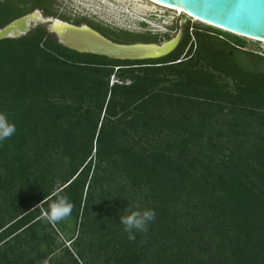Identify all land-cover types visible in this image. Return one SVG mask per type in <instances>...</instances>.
<instances>
[{
    "label": "trees",
    "instance_id": "1",
    "mask_svg": "<svg viewBox=\"0 0 264 264\" xmlns=\"http://www.w3.org/2000/svg\"><path fill=\"white\" fill-rule=\"evenodd\" d=\"M57 7L0 0V28L35 9L67 22ZM207 27L143 60L70 50L42 24L0 39L16 126L0 142V264H264V56ZM57 192L74 207L51 224ZM137 205L156 216L130 240L120 217Z\"/></svg>",
    "mask_w": 264,
    "mask_h": 264
},
{
    "label": "water",
    "instance_id": "2",
    "mask_svg": "<svg viewBox=\"0 0 264 264\" xmlns=\"http://www.w3.org/2000/svg\"><path fill=\"white\" fill-rule=\"evenodd\" d=\"M184 10L186 15L216 29L264 42V0H152ZM46 25L64 47L80 53L117 60L155 59L178 45V36L160 43H117L87 25H74L43 16L40 10L24 14L0 28V39L26 34L31 23Z\"/></svg>",
    "mask_w": 264,
    "mask_h": 264
},
{
    "label": "rangeland",
    "instance_id": "3",
    "mask_svg": "<svg viewBox=\"0 0 264 264\" xmlns=\"http://www.w3.org/2000/svg\"><path fill=\"white\" fill-rule=\"evenodd\" d=\"M57 3L58 12L68 18V23L73 24L75 20H82L79 25L89 26V23H93L94 26L100 25L109 30H124L139 36L156 37L157 43L176 36L179 37V41L183 36L184 29L188 26L189 42H192L194 46L195 28L208 29V25L188 17L185 13H178L175 9H166L148 0H57ZM145 7L149 11H146ZM178 16L181 20L177 22L178 25L175 24L176 30H169L170 27L174 28L173 24ZM40 24L42 23L39 21L33 22L30 28ZM165 34L168 35V38L165 37ZM239 38L245 42L243 50L264 56V42L240 36ZM219 81L225 83L229 88L233 87L229 78L221 77ZM113 82L119 81L116 77L111 76L109 84ZM65 245H68V242H65ZM79 262L82 264L80 260ZM40 264L48 263L43 261Z\"/></svg>",
    "mask_w": 264,
    "mask_h": 264
},
{
    "label": "clouds",
    "instance_id": "4",
    "mask_svg": "<svg viewBox=\"0 0 264 264\" xmlns=\"http://www.w3.org/2000/svg\"><path fill=\"white\" fill-rule=\"evenodd\" d=\"M189 17V16H188ZM191 18V17H190ZM16 132V126L10 122L7 115L0 112V142L12 137ZM54 201L44 211L42 219L48 223L55 224L70 217L74 205L67 196L53 193ZM154 209L143 208L139 205L136 210L129 209L127 213L120 217V223L124 226L123 230L128 233V239H135V232H146L148 225L155 219Z\"/></svg>",
    "mask_w": 264,
    "mask_h": 264
},
{
    "label": "bare ground",
    "instance_id": "5",
    "mask_svg": "<svg viewBox=\"0 0 264 264\" xmlns=\"http://www.w3.org/2000/svg\"><path fill=\"white\" fill-rule=\"evenodd\" d=\"M150 2H152L153 4H158L159 6H162V7H165L166 9H175L176 11H178V13H184V10L180 9V8H176V7H170V6H165L163 4H160V3H157V2H154L152 0H148ZM145 10L146 11H149V9L145 7ZM187 16H190V15H187ZM194 20L198 21V19L192 17ZM250 39V38H249ZM252 40H255V39H252Z\"/></svg>",
    "mask_w": 264,
    "mask_h": 264
},
{
    "label": "flooded vegetation",
    "instance_id": "6",
    "mask_svg": "<svg viewBox=\"0 0 264 264\" xmlns=\"http://www.w3.org/2000/svg\"><path fill=\"white\" fill-rule=\"evenodd\" d=\"M42 15H43V14H42ZM180 20H181V18L178 16V19L175 20V23H174L173 25H175V24L178 25L177 22H179ZM176 25L174 26V28L170 27L169 30H171V31H175V30H176V27H177ZM179 41H180V40H179Z\"/></svg>",
    "mask_w": 264,
    "mask_h": 264
}]
</instances>
